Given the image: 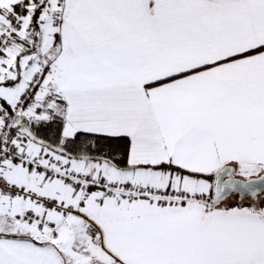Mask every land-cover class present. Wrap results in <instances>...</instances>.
<instances>
[{
  "label": "snow or ice",
  "instance_id": "snow-or-ice-1",
  "mask_svg": "<svg viewBox=\"0 0 264 264\" xmlns=\"http://www.w3.org/2000/svg\"><path fill=\"white\" fill-rule=\"evenodd\" d=\"M0 264H264V0H0Z\"/></svg>",
  "mask_w": 264,
  "mask_h": 264
}]
</instances>
